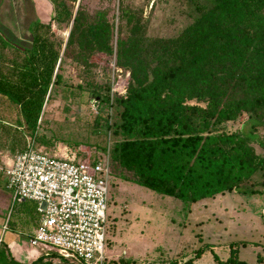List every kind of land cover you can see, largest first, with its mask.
<instances>
[{"label":"trees","instance_id":"16d2710c","mask_svg":"<svg viewBox=\"0 0 264 264\" xmlns=\"http://www.w3.org/2000/svg\"><path fill=\"white\" fill-rule=\"evenodd\" d=\"M46 1L53 16L50 22L29 23V47L0 33V152L16 155L28 142L35 149L48 145L38 137L44 109L60 86L65 101L73 94L62 74L63 42L51 23L59 30L70 26L65 47L76 48L74 60L80 66L88 67L93 54H113L110 19L91 18L80 7L74 13V0ZM202 1L195 4L198 15L190 25L175 38L151 43L149 51L132 49L138 40L132 29L136 25L131 12L122 8L120 18L130 28L118 39L115 60L130 72L126 95L111 102L104 84L77 86L98 103L93 131L112 133L116 139L111 147H101L108 151L109 167L119 174L114 178L174 199L183 209L234 191L260 194L253 179L264 176V154L252 146L264 150V141L256 138L264 127V0ZM244 113L249 114L244 128L221 129ZM122 173L129 177L121 178ZM204 250H194L185 264H194ZM211 255L215 264H248L239 259L236 243L229 245L225 261ZM54 257L44 254L31 264H53ZM104 264L178 260L144 262L121 255L106 257Z\"/></svg>","mask_w":264,"mask_h":264},{"label":"rangeland","instance_id":"374dc122","mask_svg":"<svg viewBox=\"0 0 264 264\" xmlns=\"http://www.w3.org/2000/svg\"><path fill=\"white\" fill-rule=\"evenodd\" d=\"M202 3V0L195 1V4ZM195 4L190 0H74V13L80 7L91 18L106 16L112 21L113 54H93L88 67H82L74 60L76 48L65 47L70 26L64 25L59 30L54 23L50 24L57 39L63 42L62 74L64 82L73 87V94L65 101L61 94L64 86H60L52 95L39 121L38 131V137L48 140L49 144L38 145L37 150L58 156L74 154L77 160L103 156L105 153L101 147H111L116 139L112 133L93 131L98 103L77 86L104 84L109 88L111 102L126 95L130 72L116 66L115 53L118 39L125 38L130 27L120 18V10L130 11L131 22L136 25V28L131 27L135 30L134 36L138 37L132 43V49L139 47L149 51L151 43L175 38L194 21L198 15ZM52 16V6L46 0H0V33L16 45L26 47L31 40L27 30L29 23L35 19L50 22ZM248 117L249 114L244 113L236 122L225 123L221 129L238 131L244 128ZM256 136L258 141H264V127L258 128ZM75 142L81 145L75 147ZM252 146L256 153L264 154L257 144L252 143ZM13 156L9 152L0 153L2 159H12ZM110 168L105 257L114 258L126 252L125 257L130 260H178V264H185L193 257L194 250L205 248L194 264H215L211 250L225 261L229 245L236 243L240 260L248 264H264V176L258 174L253 179V184L257 183L254 188L260 194L235 191L220 194L199 202L196 205H202V208L188 213L185 208L181 211V203L174 199L114 178L116 172ZM122 174L121 178L129 177L127 173ZM4 182L0 172V232L3 239L9 234L15 236L16 250L13 253L4 247L0 264H11L12 260L27 262L34 252L38 255L53 253L56 257L51 259L52 263L64 264L58 263L60 257L53 248L29 245V236L39 221V215L31 201L13 202ZM65 261V264H81L77 259Z\"/></svg>","mask_w":264,"mask_h":264},{"label":"built area","instance_id":"2783aa9c","mask_svg":"<svg viewBox=\"0 0 264 264\" xmlns=\"http://www.w3.org/2000/svg\"><path fill=\"white\" fill-rule=\"evenodd\" d=\"M13 202L31 201L39 215L30 246L53 248L64 260L104 264L108 151L77 160L35 149L31 142L4 170Z\"/></svg>","mask_w":264,"mask_h":264},{"label":"crops","instance_id":"0c3cea01","mask_svg":"<svg viewBox=\"0 0 264 264\" xmlns=\"http://www.w3.org/2000/svg\"><path fill=\"white\" fill-rule=\"evenodd\" d=\"M29 43L31 44V40L29 41ZM30 44H28L29 46H30ZM29 46H26V47H29ZM0 153H3V152H0ZM11 163V159H5V158H1L0 157V172H1V174L3 175V177H4V179H5V182H4V188H5V190L7 191V189H6V187H5V184H6V178H5V175H4V170L6 169V167L9 165ZM2 167H4L3 169H2ZM9 192V191H8ZM10 193V192H9ZM211 199H213V198H211ZM206 200V199H205ZM202 201H204V200H202ZM202 201H200V202H202ZM8 204V202L7 201H5V204ZM199 202H197V203H195V204H192L186 211L188 212V213H190V212H192V211H196L197 212V210H200L201 208H202V205H196V204H198ZM32 204H33V208H34V210H35V212L37 213V211H36V204L34 203V202H32ZM181 208V211L182 210H184L183 209V207L181 206L180 207ZM197 209V210H196ZM38 223H39V221L37 222V225L34 227V229H33V231H32V233H31V235L29 236V238L34 234V232H35V230L37 229V227H38ZM15 245H16V242H15V236L13 235V234H9V235H7L6 236V239H3V237H2V232H0V248H1V254L3 253L2 251H3V248L4 247H6L7 249H9V251L10 250H12V252L14 251V250H16V248H15ZM11 248V249H10ZM207 249V248H206ZM212 251V250H211ZM14 253V252H13ZM45 254V253H44ZM44 254H39L38 255V253L37 252H34V254H32V256L30 257V261L28 260L27 262L25 261V262H21V263H19V262H17V261H13L12 260V262H11V264H31V263H33L34 261H36L41 255H44ZM122 254L123 255H126V252L124 253V252H122ZM15 255V254H14ZM11 256V255H10ZM113 256V255H112ZM13 258V257H12ZM14 259V258H13ZM222 261V260H221Z\"/></svg>","mask_w":264,"mask_h":264}]
</instances>
